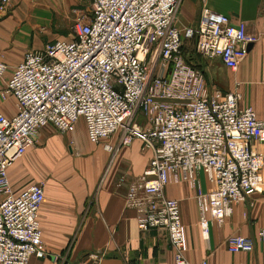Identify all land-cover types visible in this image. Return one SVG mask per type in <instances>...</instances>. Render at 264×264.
Wrapping results in <instances>:
<instances>
[{"label":"built area","instance_id":"built-area-1","mask_svg":"<svg viewBox=\"0 0 264 264\" xmlns=\"http://www.w3.org/2000/svg\"><path fill=\"white\" fill-rule=\"evenodd\" d=\"M182 1L92 0L72 38L29 51L14 68L0 91L2 101L12 97L17 106L13 117L0 114V264L48 256L39 219L46 182L14 193L9 180V169L47 126L65 134L83 120L92 144L119 133L122 144L139 140L152 152L148 169L130 184L127 205L141 231L167 232L173 264L194 263L179 201L166 195L169 184L187 182L196 191L206 241L212 223L222 226L234 205L264 192V152L254 147L264 145V120L241 104L240 92L210 87L183 55L185 41L195 40L200 57L235 71L259 37L205 6L198 26L181 31L175 23ZM9 2L0 0V11ZM8 70L0 61V81ZM104 148L113 151L110 144ZM201 173L211 185L207 191L198 183ZM227 248L251 253L254 242L232 236Z\"/></svg>","mask_w":264,"mask_h":264},{"label":"crops","instance_id":"crops-1","mask_svg":"<svg viewBox=\"0 0 264 264\" xmlns=\"http://www.w3.org/2000/svg\"><path fill=\"white\" fill-rule=\"evenodd\" d=\"M88 1L92 5V0H10L0 11V61L9 68L0 91L29 51L67 40L64 35L87 10L83 7ZM204 6L228 16L233 24L244 23L249 34L259 37L237 70L226 68L220 60L209 62V67L221 65L229 71L227 87H213L240 92L241 104L253 107L264 120V0H183L176 27L196 28ZM16 113L14 98L0 99V114L13 117ZM139 121L143 124L142 116ZM104 144L113 151L105 150ZM254 147L264 152V145ZM151 159L152 152L143 150L139 140L124 145L119 133L92 144L83 120L65 134L52 126L41 128L35 145L9 169L14 193L46 182L39 219L48 256L34 257L29 264H173L167 232L141 231L137 212L127 205L130 184L142 177ZM198 183L203 191L211 187L203 173ZM166 195L179 201L192 263L264 264V192L234 205L222 226L212 223L208 241L202 236L196 191L190 184L171 183ZM232 236L252 239L254 250L230 253L227 240Z\"/></svg>","mask_w":264,"mask_h":264},{"label":"rangeland","instance_id":"rangeland-1","mask_svg":"<svg viewBox=\"0 0 264 264\" xmlns=\"http://www.w3.org/2000/svg\"><path fill=\"white\" fill-rule=\"evenodd\" d=\"M85 6L87 10L83 11L82 16H87L91 11V2H85ZM81 16V17H82ZM78 20L73 23V27L68 29L66 34L64 35V39H70L73 36V28L76 25ZM195 40H187L184 43L183 47V55L186 62L190 65L197 66L201 71H203L209 86L213 87L215 85H220L222 87H227L230 77L226 69L222 68L221 65H216L213 68L209 67V62L213 60H206L200 57L195 50ZM9 99V98H8Z\"/></svg>","mask_w":264,"mask_h":264},{"label":"water","instance_id":"water-1","mask_svg":"<svg viewBox=\"0 0 264 264\" xmlns=\"http://www.w3.org/2000/svg\"><path fill=\"white\" fill-rule=\"evenodd\" d=\"M252 45L249 46V49L251 48Z\"/></svg>","mask_w":264,"mask_h":264}]
</instances>
